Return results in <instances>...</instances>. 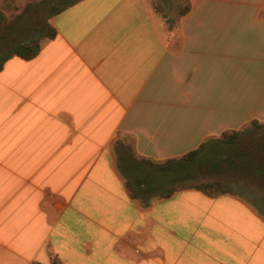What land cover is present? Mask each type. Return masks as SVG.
Segmentation results:
<instances>
[{"label": "crops", "instance_id": "obj_1", "mask_svg": "<svg viewBox=\"0 0 264 264\" xmlns=\"http://www.w3.org/2000/svg\"><path fill=\"white\" fill-rule=\"evenodd\" d=\"M188 3L83 0L37 58L6 63L0 264H264L245 200L186 190L145 208L118 168L120 140L162 163L264 124V0Z\"/></svg>", "mask_w": 264, "mask_h": 264}, {"label": "trees", "instance_id": "obj_2", "mask_svg": "<svg viewBox=\"0 0 264 264\" xmlns=\"http://www.w3.org/2000/svg\"><path fill=\"white\" fill-rule=\"evenodd\" d=\"M81 1L41 0L38 10H33V3H29L23 12L19 7L7 5L6 11L17 14L12 21L15 26H8L9 30L18 27L24 14H30L33 23L35 14H39L38 25L41 28L5 54H2L1 43L5 38L0 37V72L12 58L19 57L26 61L37 58L44 45L57 36L51 20ZM156 9L171 23V28L176 27V22L168 20L162 7L157 6ZM189 9L190 6L180 16H185ZM7 21V16L0 11V28L5 29L3 25ZM246 136H249V140L239 148L240 141ZM115 150L118 168L130 194L145 208L179 192L197 190L213 197L222 194L237 196L264 216V124L255 121L241 131L226 133L222 139L207 141L183 158L162 163L138 159L130 140L118 141ZM52 264L62 263L55 258Z\"/></svg>", "mask_w": 264, "mask_h": 264}, {"label": "rangeland", "instance_id": "obj_3", "mask_svg": "<svg viewBox=\"0 0 264 264\" xmlns=\"http://www.w3.org/2000/svg\"><path fill=\"white\" fill-rule=\"evenodd\" d=\"M167 9L171 11L172 13H177V15L181 14L183 10H186V8L189 6L188 0H161ZM29 3H33V10L39 9V4L41 3V0H0V11L4 12V14L7 16V23L3 26V28H0V37L5 38L4 41H2L3 45V51L2 54H5L9 49H12L16 45H18L21 41L26 40L28 37H30L33 33L36 31H40L41 26L39 27L38 21L40 20L39 14H35L34 16V23L30 20V14H24L23 18L20 20V23H18L17 28H12L11 30L8 29V26H15L12 23L14 18L17 16V14H12L10 11H6L7 5H10L12 8L19 7L21 9V12L24 11L25 7ZM32 10V11H33ZM164 10V9H163ZM178 20V19H176ZM52 21V20H51ZM175 23V22H174ZM42 30V29H41ZM249 140V136L244 137L240 141L239 148L241 144L247 142Z\"/></svg>", "mask_w": 264, "mask_h": 264}]
</instances>
